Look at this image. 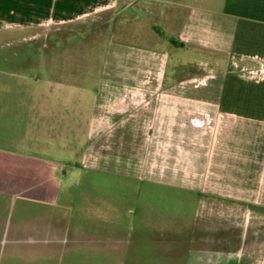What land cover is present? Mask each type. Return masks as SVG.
<instances>
[{
  "label": "crops",
  "instance_id": "0c3cea01",
  "mask_svg": "<svg viewBox=\"0 0 264 264\" xmlns=\"http://www.w3.org/2000/svg\"><path fill=\"white\" fill-rule=\"evenodd\" d=\"M153 2L183 12L180 46L224 64L173 79L167 49L110 33L93 73L87 56L58 50V26ZM90 118L96 159L78 164L89 146L72 141L90 139ZM122 139L134 150L146 140L143 166L123 159L137 153L123 152ZM83 170L98 189L107 175L173 195L135 194L144 205L124 220L116 198L96 195L93 225L76 217L89 212ZM263 225L264 0H0V264H25V251L45 250L74 227L100 236L114 262L127 251L128 264H264Z\"/></svg>",
  "mask_w": 264,
  "mask_h": 264
},
{
  "label": "rangeland",
  "instance_id": "374dc122",
  "mask_svg": "<svg viewBox=\"0 0 264 264\" xmlns=\"http://www.w3.org/2000/svg\"><path fill=\"white\" fill-rule=\"evenodd\" d=\"M168 8L162 9L155 2L143 3L141 10L137 11L136 14L122 11L117 12L114 17L110 16L107 21L106 19H94L78 26H58L56 35L61 38V41L58 40V50H66L68 54L81 53L83 56H87L83 61L88 62L90 73H93L100 65L101 56L109 45L110 33L113 41H120L148 49H167L171 57L168 63V70L170 72L172 68L177 69L172 75L173 79L201 77L214 69V66H216L214 64L215 61H218L220 65L224 64L225 58L223 56L212 54L206 50L180 46L176 40L175 32L178 28L177 22L183 12L179 11L177 14V12H173ZM69 36H72L69 39L71 42H64V38H69ZM95 79L96 74H90V96L95 94ZM91 119L89 123L90 139L81 140L78 138L72 141L73 145L78 148L83 147L84 149L87 144L89 146L88 154L82 153L79 149L74 156L73 159L78 164L82 161L84 163L86 161L94 163L96 159L95 135L97 123ZM133 148V145L129 146L126 140L122 139L123 152L134 150ZM135 150L136 156L128 154L124 155L123 159L127 160L128 157H135L138 162L141 161V166H143L146 140L137 139ZM76 172L77 170L75 169L72 173L77 177ZM137 173L138 175H143L144 170ZM79 178L87 184L90 202L88 204L89 212L85 210L79 211L76 217H82L85 222L94 221L93 225H96L95 220H93L96 215L95 204L93 203L96 195L104 196L106 200L116 198L117 213L123 220L125 217L134 216L138 211V207L144 205V203L135 201V194H139L141 201L145 200L144 196L173 195L170 191L162 188L135 181L126 185L124 180L119 181L118 178L113 180L107 175L104 176L105 187L98 189L95 173L86 170L82 171ZM147 205L158 206L160 204L151 202ZM101 243L102 238L97 234H85L74 227L70 232L58 233L56 240L53 242H43L46 247L45 250L25 251V264H128L127 251H119L120 257L116 255L117 260L114 262L111 260V251H105V255H103L102 251L99 250Z\"/></svg>",
  "mask_w": 264,
  "mask_h": 264
}]
</instances>
